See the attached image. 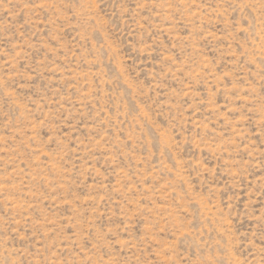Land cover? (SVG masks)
<instances>
[{
  "label": "rangeland",
  "instance_id": "374dc122",
  "mask_svg": "<svg viewBox=\"0 0 264 264\" xmlns=\"http://www.w3.org/2000/svg\"><path fill=\"white\" fill-rule=\"evenodd\" d=\"M0 264H264V0H0Z\"/></svg>",
  "mask_w": 264,
  "mask_h": 264
}]
</instances>
